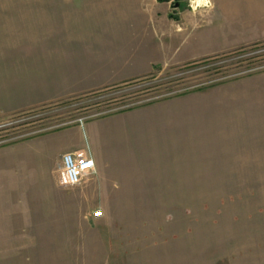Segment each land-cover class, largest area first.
<instances>
[{"label": "rangeland", "instance_id": "374dc122", "mask_svg": "<svg viewBox=\"0 0 264 264\" xmlns=\"http://www.w3.org/2000/svg\"><path fill=\"white\" fill-rule=\"evenodd\" d=\"M203 3L0 0V42L25 27H86L81 12L94 8L124 10L121 27H193L192 13L196 27H218ZM162 70L0 117L10 152L90 120L81 139L98 164L68 194L13 174L21 190L0 193V264H264V42ZM142 106L151 118L108 116ZM150 164L153 179L136 183ZM51 167L36 176L44 185L57 181ZM55 231L96 240L47 238Z\"/></svg>", "mask_w": 264, "mask_h": 264}, {"label": "crops", "instance_id": "0c3cea01", "mask_svg": "<svg viewBox=\"0 0 264 264\" xmlns=\"http://www.w3.org/2000/svg\"><path fill=\"white\" fill-rule=\"evenodd\" d=\"M206 1L202 5L210 2L209 8L217 11L218 27H196L199 22H196L193 13L188 18L193 27H121L123 20L120 17L124 10L109 8L82 11L87 17L86 27H25L23 32L20 30L21 33H17L23 34L22 39L11 36L4 42L6 45L0 42V58L5 60L6 57L9 61L0 64V117L139 79L158 67L165 70L167 66L264 42V0ZM256 79L264 82V75ZM145 106L108 116L147 120L154 110H147L149 106ZM117 120L113 123L115 126L122 124ZM87 122L17 142L13 152L1 150L0 193L21 190L13 182V174L20 172L23 177L35 175L34 183L39 185L40 190L57 195L68 194L70 188L62 186L60 181L61 156L87 148L90 150L81 139ZM92 130L99 133L100 128L93 126ZM95 165L96 174L89 177V181L97 176L96 161ZM45 166H52V174L57 175V181L47 178L44 185L42 179H36L40 171H45ZM153 170L150 164L135 177L136 183H149L154 176ZM56 182L64 189H58ZM126 182H134V178L127 177ZM10 183L16 188L10 189ZM95 236L93 232L55 231L54 236L47 238L96 240Z\"/></svg>", "mask_w": 264, "mask_h": 264}, {"label": "built area", "instance_id": "2783aa9c", "mask_svg": "<svg viewBox=\"0 0 264 264\" xmlns=\"http://www.w3.org/2000/svg\"><path fill=\"white\" fill-rule=\"evenodd\" d=\"M19 139V138H18ZM96 174V165L89 149L65 153L61 156L59 168L60 181L66 188H75L84 184ZM102 216V211L93 213V218Z\"/></svg>", "mask_w": 264, "mask_h": 264}, {"label": "bare ground", "instance_id": "6f19581e", "mask_svg": "<svg viewBox=\"0 0 264 264\" xmlns=\"http://www.w3.org/2000/svg\"><path fill=\"white\" fill-rule=\"evenodd\" d=\"M199 2H200V3H203V2H204V0H199ZM204 3H207V2L205 1ZM97 213H98V212H97Z\"/></svg>", "mask_w": 264, "mask_h": 264}, {"label": "flooded vegetation", "instance_id": "af4514ba", "mask_svg": "<svg viewBox=\"0 0 264 264\" xmlns=\"http://www.w3.org/2000/svg\"><path fill=\"white\" fill-rule=\"evenodd\" d=\"M177 5H179V4H177Z\"/></svg>", "mask_w": 264, "mask_h": 264}]
</instances>
